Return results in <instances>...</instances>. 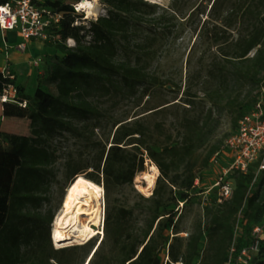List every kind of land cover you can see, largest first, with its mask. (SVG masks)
<instances>
[{"label": "trees", "instance_id": "16d2710c", "mask_svg": "<svg viewBox=\"0 0 264 264\" xmlns=\"http://www.w3.org/2000/svg\"><path fill=\"white\" fill-rule=\"evenodd\" d=\"M6 1L0 0V4ZM79 1L43 0L40 3L60 15L58 28H52L54 40L44 42L57 49L52 55H44L48 76L38 79L30 101L20 94V100L27 101L25 107L0 102L2 115L26 118L29 127L28 133L19 134L2 130L0 124V264H226L253 242L256 225H261L262 231L250 264H264V169L256 176L259 161L246 173L234 171L231 196L218 203L214 195L203 207V219L185 239L178 235L180 216L174 221L176 212L162 213L167 183L182 190L179 198L187 200L197 172L206 168L219 152V145L214 144L203 155H197L203 142V125L198 121H187L186 135L180 145L166 146L159 151L145 146L134 136L140 134L139 130L118 127L102 173L106 180L113 177L117 183H132L135 175L144 171L146 159L152 161L159 176L150 197L151 212L136 227H131L132 209L109 208L103 221L105 237L101 240L93 237L83 244L53 247L50 240L53 214L48 211L41 215L37 211L47 200L44 196L49 185L46 168L54 160L45 138L59 130H71L73 118L96 116L97 108L87 100L92 92L132 94L139 87L151 84L142 67L116 60L118 38L126 33L130 20L147 3L102 0L108 6L107 15L86 21L74 10L73 5ZM260 4L259 19L246 35L236 39L235 54L225 58L229 66L217 65L218 70L206 76L217 83V94L222 86L235 80L257 88L256 95L247 101L245 97L236 101L239 107L235 128L238 120L259 100L257 95L264 93V0ZM83 22H88V26ZM68 39L73 40L74 46L66 44ZM153 82L158 83L157 79ZM6 83H16L15 75L9 79L0 74V89ZM45 83L54 84L57 93L45 90ZM128 139L133 140L128 143L130 149L123 147L124 140ZM104 155L102 151L100 158ZM84 168L77 165L70 174L76 176ZM94 168L99 171L100 166ZM255 177L257 188L250 192ZM87 178L95 181L93 174H87ZM239 220L241 232L236 236L234 229ZM164 253L167 259L163 262Z\"/></svg>", "mask_w": 264, "mask_h": 264}, {"label": "rangeland", "instance_id": "374dc122", "mask_svg": "<svg viewBox=\"0 0 264 264\" xmlns=\"http://www.w3.org/2000/svg\"><path fill=\"white\" fill-rule=\"evenodd\" d=\"M143 1L147 5L130 20L128 30L118 38L116 60L142 67L151 84L139 87L132 94L126 91L92 92L87 100L97 108L99 113L96 116L73 118L71 130H59L45 138V145L53 153L54 160L46 168L49 185L44 196L47 200L37 211L41 215L48 211L53 214L50 240L54 248L87 241L71 240L56 245L51 236L52 224L66 188L75 177L70 172L77 165L85 167L80 171L85 177L93 174L94 182L104 190L100 232L94 239L105 237L103 221L109 208L132 209L131 227H136L144 215L151 212L153 203L150 197L154 187L150 193L144 191L147 182L141 176L150 171L154 164L152 161L146 159L144 171L138 172L132 183H117L113 177L106 180L102 173L106 153L114 144L118 127L139 130L140 134L134 136L145 146L159 151L166 146L180 145L186 135L187 121H198L203 125V142L197 155H203L210 145H219V152L211 158L208 166L197 172L195 186L187 200L179 198L182 190L167 183L162 213L173 210L176 212L174 221L180 216L178 235L184 239L203 219V207L216 195L213 185L217 179L220 176L225 180L232 177L231 170L228 171L232 158L223 149L224 141L235 130L234 121L239 107L236 101L244 97L247 101L256 95L257 88L235 80L222 86L217 94V83L206 76L218 70L215 68L217 65L229 66L225 58L235 54L236 39L246 35L260 17V0ZM97 3L93 15L80 10L86 21L107 15L108 6L102 0H97ZM83 24L88 26V22ZM66 44L74 46L73 41L72 45L68 40ZM252 54L253 51L249 53L250 56ZM226 70L230 71V68ZM154 79L158 83H154ZM44 89L57 93L54 84L45 83ZM257 97L264 101V93ZM233 98L234 101H230ZM1 129L19 134L29 132L28 122L20 120L4 121ZM132 141L124 140L126 145L123 147L130 149L128 143ZM102 151L105 155L101 159ZM97 165L100 166L99 171L94 168ZM158 176L159 170L156 179ZM256 188L257 183L249 190L253 192ZM240 232L239 220L234 234L237 236ZM204 247L202 242L201 249ZM166 259L164 253L161 260L164 262Z\"/></svg>", "mask_w": 264, "mask_h": 264}, {"label": "built area", "instance_id": "2783aa9c", "mask_svg": "<svg viewBox=\"0 0 264 264\" xmlns=\"http://www.w3.org/2000/svg\"><path fill=\"white\" fill-rule=\"evenodd\" d=\"M80 1L73 5L74 10L78 13H81ZM42 2L43 0H8L0 4V7L7 9L6 12L0 13V16L4 17L3 22L0 23V30L16 31L19 37L16 45L4 44L3 51L6 56L8 51L13 48L21 51L27 49V43L30 40L35 39L42 42L54 40L52 28H58L60 15L41 5ZM70 40L68 39V41ZM40 62L41 59L30 61L33 65H38ZM0 74L9 79L14 78V74L7 63L0 68ZM20 99L16 83L2 85L0 89L1 103L11 102L25 107L27 101H21ZM223 149L232 158L228 169V171L231 170L232 174L234 171L246 173L252 164L257 161H259V166L256 169V176H258L260 170L264 169V101L259 99L251 110L238 120L235 130L224 141ZM255 180L256 177L250 187L253 186ZM213 188L216 189V201L220 203L231 196L234 182L232 178L225 180L220 176L214 183ZM261 231L262 226L256 225L252 232L253 242L243 249L237 258L230 259L226 264H250L251 254L258 250V237Z\"/></svg>", "mask_w": 264, "mask_h": 264}, {"label": "bare ground", "instance_id": "6f19581e", "mask_svg": "<svg viewBox=\"0 0 264 264\" xmlns=\"http://www.w3.org/2000/svg\"><path fill=\"white\" fill-rule=\"evenodd\" d=\"M79 7L87 14L93 15L98 3L97 0H82ZM157 174L158 168L153 164L150 171L141 176L147 182L144 188L147 193L154 187ZM103 198L104 190L99 184L81 173L77 174L66 188L52 224L51 236L55 244L71 240H88L99 234Z\"/></svg>", "mask_w": 264, "mask_h": 264}, {"label": "crops", "instance_id": "0c3cea01", "mask_svg": "<svg viewBox=\"0 0 264 264\" xmlns=\"http://www.w3.org/2000/svg\"><path fill=\"white\" fill-rule=\"evenodd\" d=\"M19 37L16 31H2L0 30V68L4 64H9L11 71L15 75L17 87L20 89V94L30 101L34 95L38 85L39 78L48 76L47 66L44 61V55H52L57 52L53 46L46 44L40 40H30L27 43V49L21 51L15 48L10 49L8 54L3 51L4 44L16 45ZM34 59H41L38 65H33L30 61ZM8 120H20L26 122V118H17L2 115V104L0 103V124Z\"/></svg>", "mask_w": 264, "mask_h": 264}, {"label": "clouds", "instance_id": "9594fccd", "mask_svg": "<svg viewBox=\"0 0 264 264\" xmlns=\"http://www.w3.org/2000/svg\"><path fill=\"white\" fill-rule=\"evenodd\" d=\"M6 11H7L6 8H2V7H0V13H4V12H6ZM3 19H4V17H3V16H0V23L3 22ZM69 43H72V41L70 40Z\"/></svg>", "mask_w": 264, "mask_h": 264}]
</instances>
